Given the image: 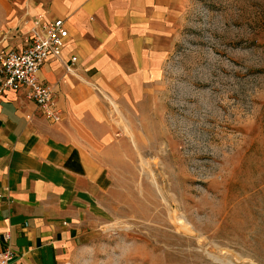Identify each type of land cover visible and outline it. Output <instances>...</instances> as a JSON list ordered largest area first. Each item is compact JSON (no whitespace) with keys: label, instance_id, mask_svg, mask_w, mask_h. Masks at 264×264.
I'll use <instances>...</instances> for the list:
<instances>
[{"label":"rangeland","instance_id":"374dc122","mask_svg":"<svg viewBox=\"0 0 264 264\" xmlns=\"http://www.w3.org/2000/svg\"><path fill=\"white\" fill-rule=\"evenodd\" d=\"M47 1L0 0V40ZM170 39L62 264H264V0H187Z\"/></svg>","mask_w":264,"mask_h":264},{"label":"crops","instance_id":"0c3cea01","mask_svg":"<svg viewBox=\"0 0 264 264\" xmlns=\"http://www.w3.org/2000/svg\"><path fill=\"white\" fill-rule=\"evenodd\" d=\"M185 1L48 0L13 8L0 48L22 49L37 13L62 17L68 30L61 53L38 72L52 88L58 121L44 116L25 86L0 89V248L9 242L16 263L62 264L79 243L112 185L117 123L157 89Z\"/></svg>","mask_w":264,"mask_h":264},{"label":"built area","instance_id":"2783aa9c","mask_svg":"<svg viewBox=\"0 0 264 264\" xmlns=\"http://www.w3.org/2000/svg\"><path fill=\"white\" fill-rule=\"evenodd\" d=\"M25 46L20 49L0 48V89L27 88V95L41 109L46 118L60 119V112L53 100L51 86L38 76L41 64L50 56H58L68 30L62 17H48L44 13L32 15V26ZM75 60L76 56L70 58ZM69 64L66 69H69ZM8 240L9 235L5 233ZM0 264H20L14 261V251L9 242L0 248Z\"/></svg>","mask_w":264,"mask_h":264}]
</instances>
